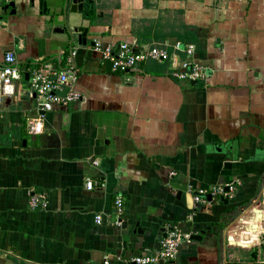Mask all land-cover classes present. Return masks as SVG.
Here are the masks:
<instances>
[{
    "label": "crops",
    "instance_id": "crops-1",
    "mask_svg": "<svg viewBox=\"0 0 264 264\" xmlns=\"http://www.w3.org/2000/svg\"><path fill=\"white\" fill-rule=\"evenodd\" d=\"M85 1L92 8L76 12L72 0L67 12L66 0H47V10L40 0L0 8V62L13 50L22 66L48 58L70 65L82 93L46 112L40 134L27 128L39 115L28 80L0 103V264H132L176 224L203 239L184 242L162 264L250 261L264 219L256 202L264 180V0ZM81 26L87 44L74 31ZM125 41L137 50L167 47L175 62L115 72L102 46ZM189 45L208 68L197 85L173 76ZM89 177L106 185L89 190ZM232 182L229 203L195 204L198 188ZM30 192L48 205L31 209ZM223 218L228 226L215 229Z\"/></svg>",
    "mask_w": 264,
    "mask_h": 264
},
{
    "label": "built area",
    "instance_id": "built-area-1",
    "mask_svg": "<svg viewBox=\"0 0 264 264\" xmlns=\"http://www.w3.org/2000/svg\"><path fill=\"white\" fill-rule=\"evenodd\" d=\"M13 0H0V8ZM96 42V46H100ZM187 56L179 59L173 69V76L178 80L204 81L208 76L206 65L191 58L195 52V47L189 45L183 49ZM103 58L109 60L111 68L115 72H125L134 69L139 64L149 60L165 61L175 58L167 47L158 45L150 46L146 49L137 50L134 44L122 42L119 45L102 46ZM25 73L29 74L28 83L35 100L39 115L27 120V128L30 134H40L44 132V116L48 111L57 107H65L82 99V93L76 88L78 72L75 67L69 65L67 68H55L51 61L42 60L33 64L29 68L22 66L13 50H8L2 62H0V103L3 99L13 98L17 94V84L25 79ZM95 165L98 161L93 162ZM104 180H94L87 178L86 187L89 190L96 186L104 187ZM237 189L235 182L226 184H216L198 188L193 199L196 205H209L215 200L231 199ZM29 205L31 209L44 208L48 205V199L43 193L30 192ZM115 218L114 224L121 225L125 213V201L121 194L114 198ZM104 214L95 216L96 223L103 222ZM194 233L182 225H169L164 236L159 242V246L154 252L136 255L132 258V264H162L172 263L176 260L181 245L184 242H191ZM251 235L245 234L244 240H250ZM259 249L257 258L250 261L232 259L235 264H264V240L262 234L258 235ZM110 262L107 261V264Z\"/></svg>",
    "mask_w": 264,
    "mask_h": 264
},
{
    "label": "water",
    "instance_id": "water-1",
    "mask_svg": "<svg viewBox=\"0 0 264 264\" xmlns=\"http://www.w3.org/2000/svg\"><path fill=\"white\" fill-rule=\"evenodd\" d=\"M14 5H15V3L11 2L10 4L5 6V9L7 10L10 6L13 7ZM39 5L41 7H43L44 10H47V0H40ZM68 5H69V0H66L65 6H64L65 12H67ZM86 7L92 8L91 5L88 4V2L85 0H72V6H71L72 11H74V12L82 11ZM12 12H15V9L12 10ZM74 31L79 33V36H78L79 43L87 44V35H88L89 29L87 27L81 26V27H76L74 29ZM72 40H73V38H72ZM54 67L55 68H61L59 65H54ZM28 78H29V74L25 73V79L28 80ZM192 84L197 85V84H199V82L198 81H192ZM223 202L229 203V200L224 199ZM192 239L200 241L203 239V237H202V235H199V234H193Z\"/></svg>",
    "mask_w": 264,
    "mask_h": 264
},
{
    "label": "rangeland",
    "instance_id": "rangeland-1",
    "mask_svg": "<svg viewBox=\"0 0 264 264\" xmlns=\"http://www.w3.org/2000/svg\"><path fill=\"white\" fill-rule=\"evenodd\" d=\"M21 82H23V81H21ZM257 198H256V202L257 203H259V204H261V206H262V209H264V180H262L261 182H260V184H259V188H258V191H257ZM261 195V196H260ZM260 196V197H259ZM262 216L264 217V210H262ZM264 220V219H263ZM246 230H249V229H246ZM245 229L244 230H242V232L244 231V233H246L247 231H246ZM259 234H262V239H263V236H264V228H262V229H258V231H257ZM264 240V239H263ZM264 242V241H263ZM258 244H260L259 243V241H258ZM239 246V245H238ZM238 249H240L239 247H237ZM240 254H242L243 252H239ZM244 254H242L241 256H243ZM240 256V257H241ZM243 259V258H242ZM244 260H246V258L244 259ZM229 264H231V262L229 261Z\"/></svg>",
    "mask_w": 264,
    "mask_h": 264
},
{
    "label": "trees",
    "instance_id": "trees-1",
    "mask_svg": "<svg viewBox=\"0 0 264 264\" xmlns=\"http://www.w3.org/2000/svg\"><path fill=\"white\" fill-rule=\"evenodd\" d=\"M45 61H53V59H51V58H48V59H46ZM33 64H37V63H29V64H27L26 66L27 67H29V66H32ZM217 225H219V226H217V227H215V229L216 228H218V227H221V226H223L222 228H225V227H227L228 226V224H227V220H225V218H223L222 219V221H221V224L219 223V224H217ZM259 227L262 229V228H264V220H261L260 222H259ZM215 234H217L216 232H215ZM263 239H264V236H263ZM252 240H249V242H251ZM257 252H258V250H255L254 252H253V256H252V258L253 259H255V258H257Z\"/></svg>",
    "mask_w": 264,
    "mask_h": 264
}]
</instances>
